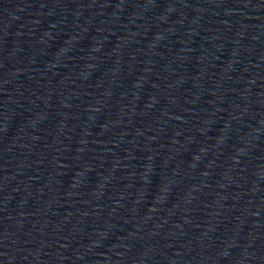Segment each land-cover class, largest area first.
Instances as JSON below:
<instances>
[{
	"label": "water",
	"instance_id": "obj_1",
	"mask_svg": "<svg viewBox=\"0 0 264 264\" xmlns=\"http://www.w3.org/2000/svg\"><path fill=\"white\" fill-rule=\"evenodd\" d=\"M0 264H264V0H0Z\"/></svg>",
	"mask_w": 264,
	"mask_h": 264
}]
</instances>
